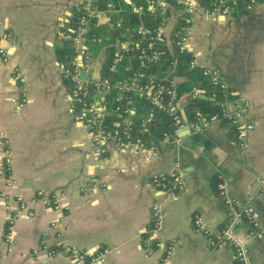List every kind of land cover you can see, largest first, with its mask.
I'll return each mask as SVG.
<instances>
[{
	"label": "crops",
	"instance_id": "crops-1",
	"mask_svg": "<svg viewBox=\"0 0 264 264\" xmlns=\"http://www.w3.org/2000/svg\"><path fill=\"white\" fill-rule=\"evenodd\" d=\"M85 1L0 0V27L12 33L7 57L0 56V129L16 181L7 187L0 177V264H72L66 256L33 254L45 236L56 249L67 245L96 253L108 248L105 264H162V246L147 249L144 242L153 206L164 201L152 175L176 166L186 175L187 191L164 201L159 238L165 244L179 242L166 264H235L234 250L212 249L195 231L193 218L199 213L213 234L225 227L229 211L217 189V176L223 174L231 196L249 204L264 228V194H257L264 178V0L252 12L233 11L217 19L196 0L191 46L198 64L212 65L235 94L254 105L246 120L255 130L246 147H239L227 124H213L199 134L174 132L171 126L169 135L156 140L153 160L111 144L103 162L76 121L71 86L57 70L62 24ZM14 98L26 100L18 112ZM184 99L187 103L190 96ZM88 184L95 187L83 193ZM39 192L60 196L61 209L31 204L19 213L9 245L3 195L32 200ZM234 234L248 246L250 263L264 264V236H250L244 222Z\"/></svg>",
	"mask_w": 264,
	"mask_h": 264
},
{
	"label": "built area",
	"instance_id": "built-area-1",
	"mask_svg": "<svg viewBox=\"0 0 264 264\" xmlns=\"http://www.w3.org/2000/svg\"><path fill=\"white\" fill-rule=\"evenodd\" d=\"M158 0H151L149 8V20H154L158 13L162 15V22L158 31L152 28L140 26L138 34L142 39L130 41L126 35L123 40L115 34L112 43L104 44L102 49L94 50L91 46L103 43V37L89 33L90 21L95 22L96 27H106L109 32H117L122 26L124 11L115 8L108 3L106 9H97L92 0H86L82 4L84 11L71 38L74 48V57L69 66L57 63V70L63 79L71 85L69 94L70 103L73 105L75 119L83 125L91 138L93 152L99 162H103L109 153V146L116 145L119 149L135 154H146L150 160L157 156L155 137V123L162 117H166L174 132L187 128L190 132L204 133L213 124L226 122L231 128L241 149L247 145L250 134L255 130V125L246 120L254 108L251 101L235 94L227 82L220 76L212 65H199L196 55L192 50V35L197 12L196 0H175L177 8L170 9L168 15L155 9ZM245 2L244 12H252L259 4V0H210L207 14L213 19L227 16L235 10L233 4ZM136 12L145 15L144 6L136 8ZM129 29H126V32ZM128 33V32H127ZM172 35L178 51L190 56L189 70L200 68L203 76L207 77L211 84L218 87L223 93L222 101L213 100V106L217 112L204 114L196 111L193 117L188 118L184 112L183 100L187 95L195 97L198 92L180 95L178 92V77L172 70L166 75L157 74L163 68L162 60L167 55L163 49V41L160 36L166 38L168 46H172ZM12 39L10 32L0 29V56L5 60L7 50L5 44ZM160 42H159V41ZM114 44L113 52L108 55L106 50ZM108 61L105 72L104 64ZM85 72V75L83 73ZM21 82L24 80L21 78ZM215 97V95H213ZM17 112L25 105V98L12 99ZM0 177L5 180L7 187L16 183L12 176V156L8 140L0 130ZM153 185L159 190L164 201L183 195L187 191V181L184 171L176 166L167 173H155L152 175ZM94 184H88L82 188L86 193ZM217 189L219 196L228 208V221L225 227L213 234L203 221L199 213L194 214L193 226L197 233L206 237L212 249L230 246L234 250L235 264H251L248 246L234 234L237 224L246 223L248 233L252 237L264 236V228L253 213L249 204H243L230 194V182L228 178L219 174L217 176ZM257 194H264V178L258 180ZM5 200V212L7 232L5 242L13 243V233L19 213L28 211L31 204L41 203L61 209L60 196L51 195L45 197L44 192H39L34 199L24 200L20 197L10 199L3 195ZM164 201L153 206L152 222L150 230L144 239L145 247L150 249L153 244L155 250L163 249L162 264H166L173 254L179 242L162 243L159 234L163 229L165 220ZM12 202L16 204L14 208ZM53 227H57L53 225ZM161 249V250H162ZM46 253L50 257L58 255L70 258L72 264H105L110 249L103 248L96 253H90L75 247L62 245L60 248L49 246L47 237H43L39 246L33 250L34 255Z\"/></svg>",
	"mask_w": 264,
	"mask_h": 264
},
{
	"label": "trees",
	"instance_id": "trees-1",
	"mask_svg": "<svg viewBox=\"0 0 264 264\" xmlns=\"http://www.w3.org/2000/svg\"><path fill=\"white\" fill-rule=\"evenodd\" d=\"M92 3L99 10L106 9L108 3H111L115 8L121 9L125 13L122 20V26L120 29H117V32H109L106 27L98 28L95 26V22L93 20L90 21L89 33L91 35L101 36L104 38L102 44L91 46L94 50L102 49L104 44L109 42L112 43L113 38H116L115 34L119 35L121 40H123L124 35H126L130 41L140 40L143 36L142 34H138V28L140 26H144L146 28H149L150 26L153 32H155L158 31L162 22V15H160V13H158V16L155 17L154 20L148 19V10L150 8L151 0H92ZM203 3L205 7H210V0H203ZM139 6H144L146 12L145 15H141L136 12V8ZM233 6L235 8L234 11L243 12L245 2H237L233 4ZM170 7H178L175 0H158L155 4V9L159 10V12H163V14L165 13V15L170 13ZM83 13L84 11L82 10V5L75 7L72 11V15L62 24L60 31L61 37L56 47L58 63H62L66 66L70 65V62L74 57V48L71 38L74 36L73 31L76 29ZM127 28L129 29L127 31L128 33L126 32ZM175 39V36L172 35V46L170 47L166 43V38L164 36L159 37V40L164 42L163 49L167 51V55L162 60L163 68L158 72L159 69L156 67L154 71L159 75H166L174 70L179 79L178 92L180 95L192 93L194 90L198 92V96L188 100L184 106V112L188 118L193 117L196 111H201L204 114H213L217 112L218 108L213 106V100L215 98L216 100L222 101L224 99L223 93L218 87L213 86L207 77L203 76L200 68L189 70L190 56L188 53L182 54L178 51ZM113 45L114 44L106 49L108 51V55L113 52ZM107 65L108 61L104 64V72ZM64 81L70 84L68 80L64 79ZM213 95H215V97H213ZM222 124L227 123L223 122ZM154 127L155 137L158 139H163L172 132L171 124L166 117H162L159 122L155 123ZM153 248H156L154 244Z\"/></svg>",
	"mask_w": 264,
	"mask_h": 264
},
{
	"label": "water",
	"instance_id": "water-1",
	"mask_svg": "<svg viewBox=\"0 0 264 264\" xmlns=\"http://www.w3.org/2000/svg\"><path fill=\"white\" fill-rule=\"evenodd\" d=\"M191 98H192V96H190V99H191ZM185 100H187V99H184V100H183V104H185ZM185 129L188 130L187 128H185ZM178 134H179V133H177L176 136H179ZM181 135H182V134H181ZM184 136H185V135H184Z\"/></svg>",
	"mask_w": 264,
	"mask_h": 264
},
{
	"label": "rangeland",
	"instance_id": "rangeland-1",
	"mask_svg": "<svg viewBox=\"0 0 264 264\" xmlns=\"http://www.w3.org/2000/svg\"><path fill=\"white\" fill-rule=\"evenodd\" d=\"M0 29H1V30H4V31H7V30H5V29H3V28H1V27H0ZM7 32H9V31H7ZM10 33H11V32H10ZM11 34H12V33H11ZM83 75H85V72L83 73ZM0 130H1V129H0ZM1 131H2V130H1ZM2 132H3V131H2ZM3 133H4V132H3Z\"/></svg>",
	"mask_w": 264,
	"mask_h": 264
}]
</instances>
